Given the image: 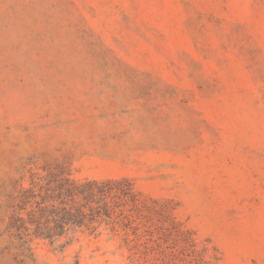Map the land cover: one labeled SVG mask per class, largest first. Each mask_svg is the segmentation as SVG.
Listing matches in <instances>:
<instances>
[{"label":"rangeland","instance_id":"obj_1","mask_svg":"<svg viewBox=\"0 0 264 264\" xmlns=\"http://www.w3.org/2000/svg\"><path fill=\"white\" fill-rule=\"evenodd\" d=\"M58 167L133 195L23 244ZM0 264H264V0H0Z\"/></svg>","mask_w":264,"mask_h":264},{"label":"trees","instance_id":"obj_2","mask_svg":"<svg viewBox=\"0 0 264 264\" xmlns=\"http://www.w3.org/2000/svg\"><path fill=\"white\" fill-rule=\"evenodd\" d=\"M126 180L78 182L70 172L58 167L46 175H33L31 187L20 194L17 208L9 228L18 239L27 244L31 236L55 242L71 228L91 227L112 219L113 198H126L133 194ZM27 212V218L22 213Z\"/></svg>","mask_w":264,"mask_h":264}]
</instances>
